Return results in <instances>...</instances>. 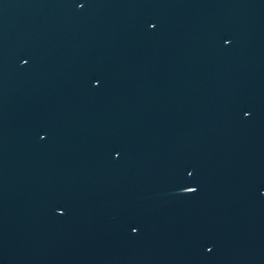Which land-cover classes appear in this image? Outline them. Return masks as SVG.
Here are the masks:
<instances>
[{"label": "snow or ice", "instance_id": "obj_1", "mask_svg": "<svg viewBox=\"0 0 264 264\" xmlns=\"http://www.w3.org/2000/svg\"><path fill=\"white\" fill-rule=\"evenodd\" d=\"M189 190H191V189H189Z\"/></svg>", "mask_w": 264, "mask_h": 264}]
</instances>
